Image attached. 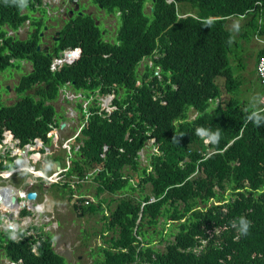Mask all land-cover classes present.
<instances>
[{
	"label": "trees",
	"instance_id": "obj_1",
	"mask_svg": "<svg viewBox=\"0 0 264 264\" xmlns=\"http://www.w3.org/2000/svg\"><path fill=\"white\" fill-rule=\"evenodd\" d=\"M145 1L93 0L106 11L119 12L115 39L102 38L90 15H78L43 52L36 46L47 4L0 0V71L12 65L11 59L28 60L31 68L15 89L34 88L38 96L30 101L23 97L1 111L13 116L12 134L23 144L37 136L46 138L53 108L45 101L63 85H72L93 97L81 151L85 166L97 171L99 190L114 193L125 187L131 177L125 169L142 174L134 189L150 186L144 200H154L140 214L120 195L108 215H102L106 229L115 234L101 231L104 245L97 248V264H264V119L259 125L248 119L253 113L264 118V112L246 109L233 94L221 98L237 85L227 62L230 29L242 35V27L253 29L254 36L264 37V0H148V12ZM36 10L39 15L30 14ZM229 17L243 23L230 28ZM27 18L34 29L26 39L6 35L4 24L16 29ZM67 48L74 54L52 70V59ZM263 52L261 47L254 67ZM143 58H150L151 64L138 75ZM218 77L223 79L220 84ZM113 91L114 108L107 111L96 95ZM16 105L28 118L17 110L16 119ZM190 109L197 112L193 118ZM217 133L218 139H212ZM152 138L157 152L150 156L151 167H140L138 152ZM210 198L220 203L199 207ZM99 202L97 209L103 199ZM159 216L176 226L163 250L138 237L145 225H156ZM28 239L6 247L16 264H65L50 241L40 238L34 252ZM202 240L205 245L194 250Z\"/></svg>",
	"mask_w": 264,
	"mask_h": 264
},
{
	"label": "flooded vegetation",
	"instance_id": "obj_2",
	"mask_svg": "<svg viewBox=\"0 0 264 264\" xmlns=\"http://www.w3.org/2000/svg\"><path fill=\"white\" fill-rule=\"evenodd\" d=\"M54 4L52 9L59 11L58 14H51L49 10L46 29L44 18L40 28L39 44L43 50H48L50 41L58 39L64 24L80 15L79 11L85 12L87 6L90 7V0H54ZM9 28L7 25V33L11 32ZM21 32L31 33L30 30L19 31L11 37L21 39L16 35ZM36 93L34 89L20 92L6 87L0 99V264H16L6 247L11 241L27 237L34 252H37L38 240L42 238L50 241L51 248L65 262H71L76 249L83 246L85 229L94 226L89 225L90 221L98 217L102 222L101 217L106 213L94 216L88 205L98 196V200L107 202V208L110 206V192L99 190V181L95 179L97 171L85 166L82 141L76 139L82 118V111L77 107L78 97L65 98L59 93L52 101L54 121L49 123L52 126L46 132L47 139L42 137L39 142L26 145L28 143L23 144L21 139L15 141L11 138L15 119L1 110L23 97L28 101L30 97L37 100ZM64 99H67L66 103H63ZM16 106L17 119L16 112L21 108ZM21 116L28 118L29 115L21 110ZM87 177L90 181L93 179L92 185L79 191L78 184ZM4 180L7 182L3 183ZM28 192H35L34 199H27ZM104 195L109 196L108 201ZM7 201L11 206H7ZM73 215L74 222L70 218ZM75 231L80 237H74Z\"/></svg>",
	"mask_w": 264,
	"mask_h": 264
},
{
	"label": "rangeland",
	"instance_id": "obj_3",
	"mask_svg": "<svg viewBox=\"0 0 264 264\" xmlns=\"http://www.w3.org/2000/svg\"><path fill=\"white\" fill-rule=\"evenodd\" d=\"M146 2L147 3L145 4V11L148 12L150 5H149L148 0ZM50 5L51 6L49 10L51 14L57 15L59 11L52 9V7H54L55 5L53 0H50ZM57 6H59V4ZM182 6L183 4L180 5V7ZM91 10L96 16V22L99 25L100 31L103 33L102 38L109 40V41H113L115 39V35H116L117 29L120 24L118 15L106 14L104 13V10H101L99 8V6H92ZM47 19L48 18L45 15L44 17L45 23ZM227 23H228L227 24L228 27L234 29L238 25L241 26V24L243 23V20L239 18H229ZM30 29L33 30L34 27L33 26L30 27ZM230 30L232 31V34H233V41H232V44L229 50L227 51V62H228L229 68L233 72V76L235 77L234 79H236L237 81V85L235 86L234 91L232 93L227 94L226 92H223L221 98L223 100H226L229 96H232L233 94L235 98L245 103L246 109H254L256 111H259L261 110V104L259 102V99L261 96V90H260L259 82L254 73V63L257 58V52L261 49L262 45L255 40L253 29H245L242 27L240 31L244 32L243 35L237 33L238 30L236 31H233L232 29ZM16 35L19 38H26V36H28L29 34H25L24 32H21ZM259 37L261 36L259 35ZM40 42L41 40L39 41V43ZM50 42L48 44L52 45L53 42L52 43ZM40 47L42 48V45H40ZM146 64L148 65L151 64L150 58H143L139 62L137 66L138 75L143 74V72L145 71ZM30 68H31L30 63L22 65V64H19L18 61H14L12 65L8 66L3 71V73L0 75L1 77L0 79V99H2V95H4L3 94L4 93L3 83L4 85L6 84L12 85L13 82L20 81L25 71L27 72L28 70H30ZM157 72L158 71H156V73ZM222 80L223 79L220 77L216 78V82L218 84H220ZM71 97H74V98L78 97V103H81L84 109L86 106H88V104L92 102V97L87 98L86 95L84 96L82 92H76V93L71 92L70 94L65 96V98H71ZM96 97L98 98V100H100V105L102 108H105L108 110L111 109L110 105H111L112 99L108 100L109 104L105 105L106 96H103V97L96 96ZM104 98H105V101H104ZM66 100L67 99H64L63 103H66ZM58 103L60 102L58 101ZM78 103H77V107H79ZM0 104H1V101H0ZM209 109H211V107H209ZM194 114L195 112L190 109L189 117L192 118ZM153 149H154L153 141L148 140L146 143V146L140 151V154H139L140 155L139 160H140L141 166L148 163L147 156H149L150 152L155 151ZM124 172L126 174L127 173L130 174L131 179L128 181L125 187H123L121 190L114 191V193L117 194L119 191L122 193V195L127 196V198H129L134 203V205L138 207L139 214H140V210H142L143 206L148 203L144 200V194L140 193V190H134L135 184L140 180V177L142 174L141 172H133V171H130L129 169H125ZM91 180L92 181H90V178L87 177L86 180L78 184V190L80 191L81 189H86L90 187L93 183V179ZM5 182H7V180L3 181V183ZM1 187L4 188L5 185H1ZM229 192H230L229 189H227V191H225L224 194L229 195ZM144 193H149V186H146V188H144ZM115 194H112L113 198ZM104 197H106L107 201L109 200L108 195H104ZM99 201H101V199L98 200V196H97V198H94L93 202H91L90 205H88L89 209H90V206L91 208L93 207L94 209H96V210H93V208L90 209L91 213L94 216L96 215L100 216L106 212L105 214L108 215L109 209L107 208V202L102 203L101 207L97 209L99 207L98 205L100 204ZM114 203H116V200L110 201V205ZM210 203H208L207 205H209ZM201 206H204V205H201ZM164 211H165V208H162L161 213H164ZM161 215H164V214H161ZM70 218L73 222L75 221L74 215L71 216ZM101 220L102 222L98 219V217H95L94 219L90 221L89 225H94V226L87 227L85 229V233H84L83 240H82L83 246L76 249L75 254L72 256V258H70L71 262L66 261L65 264H97L98 263L101 252H100V249H97V248L99 244L103 243L102 237H100L99 235V231L103 230V233L105 235L115 234L113 230L106 229L105 222L107 221V218H102ZM85 225H88V224H85ZM81 231H82L81 235H83L84 228L81 229ZM140 231L142 234L140 235V238L142 237L149 238L152 241L151 245H154L155 248L159 250H163L165 242L173 239L172 234L176 232V228L174 226V223H172L170 220L160 217L156 225H145ZM145 231H147V233H145ZM79 235L80 234L77 231H75L74 237L77 238Z\"/></svg>",
	"mask_w": 264,
	"mask_h": 264
},
{
	"label": "clouds",
	"instance_id": "obj_4",
	"mask_svg": "<svg viewBox=\"0 0 264 264\" xmlns=\"http://www.w3.org/2000/svg\"><path fill=\"white\" fill-rule=\"evenodd\" d=\"M54 1V0H53ZM169 1V0H168ZM171 1V0H170ZM169 1V2H170ZM21 3H23V0H21ZM147 2L145 1V4H146ZM42 4L43 5H46V4H48V5H46L47 6V12L49 11V8H50V0H42ZM149 5H150V2H149ZM92 6H99V8L101 9V10H104V13H106V14H115V15H119V12H109V11H106L105 9H103L102 8V6L100 5V4H95L94 2H93V0H90V7L89 6H87V10L85 11V12H83L82 11V14H80V16L81 15H84V14H87V15H90L93 19H94V21H95V24L97 25V26H99L98 24H97V22H96V16H95V14L92 12V10H91V8H92ZM150 7H152L151 5L149 6V8ZM145 10V9H144ZM23 12H25V10H23ZM37 13V14H36ZM39 11L38 10H36V11H34V12H32V13H30L31 15H35V16H37V15H39ZM229 18H233V17H229ZM45 25H47L46 23H45ZM30 19L29 18H27L26 20H24L23 21V23H22V25L21 26H18L16 29H12V28H9L10 29V33H7L6 35H8V36H13V34L14 33H17V32H19V31H24L23 30V28L24 27H26V30L28 29V30H30V31H32L31 29H30ZM6 27H7V25L6 24H4L3 25V29H5L6 30ZM7 31V30H6ZM40 32V31H39ZM102 33V32H101ZM39 34V33H38ZM103 34V33H102ZM256 37H258V38H261V37H259V36H255V39H256ZM26 38H27V36H26ZM26 38H21V39H26ZM262 39V38H261ZM259 43V42H258ZM39 44V43H38ZM37 44V45H38ZM40 45V44H39ZM41 48V47H40ZM42 51H43V49H42ZM48 50H45V51H43V52H47ZM70 51H74L75 52V50L74 49H70V48H67V49H65V50H63V54L65 55L63 58H61L60 59V57L58 56V58H53L52 59V62H51V69L52 70H54L55 68H59L61 65H62V63L65 61V59H66V57H67V53L68 52H70ZM74 52H73V54H74ZM73 54H71V55H73ZM14 61H18L19 62V64H22V65H25V64H27V63H30L28 60H26V59H19V60H15V59H11V62L12 63H14ZM257 61H258V59H257ZM257 63V62H256ZM158 68V67H157ZM256 68V64H255V67H254V69ZM3 73V71H0V75ZM24 74H26V71H25V73ZM23 74V75H24ZM255 76H256V70H255ZM256 78H257V76H256ZM0 79H1V77H0ZM258 80V79H257ZM259 82V81H258ZM18 83H19V81H16V82H13V84L12 85H9V84H6V85H4V83H3V88L5 89L6 87H8L9 89H15V87L18 85ZM260 86V85H259ZM30 89H34V88H30ZM35 90V89H34ZM261 90V89H260ZM67 92H68V94H70L71 92H82L83 94H84V96L86 95L83 91H79V90H75L73 87H72V85H70V84H65V85H63L62 87H60L59 88V90H58V92H57V94H56V96L54 97V98H52V99H49V100H46L45 101V103L46 104H49V105H51L52 106V101H54L55 99H56V97L58 96V94L60 93L61 94V96L62 97H65V96H67L68 94H67ZM97 96V95H96ZM104 96H106L105 98L106 99H108V100H110V99H112V101H111V105H110V110H108L107 109V111H111L113 108H114V106L112 105V102H113V99H114V96H115V94H114V91L113 92H110V93H108V94H106V95H104ZM86 97H87V95H86ZM90 97H92V96H90ZM89 97V98H90ZM98 97H100V96H98ZM101 97H103V96H101ZM88 98V97H87ZM105 98H104V101H105ZM97 100H98V98H97ZM259 102H260V99H259ZM94 102H93V97H92V102L90 103V104H88V106H86L85 107V109L82 107V104L81 103H78V105H79V108H80V110L82 111V118H81V123H80V127H79V130H78V134L76 135L77 136V140L79 139V140H81L82 141V144H81V146L83 145V140H84V135L82 134V129H83V127H84V125L86 124V122H87V117H88V112H87V110H88V108H89V106L90 105H92ZM98 103H99V105H100V100H98ZM107 104H109V101H105V105H107ZM214 104H212V106H213ZM100 107H101V105H100ZM52 108H53V106H52ZM102 108V107H101ZM105 109V108H104ZM106 110V109H105ZM259 111H264V110H259ZM83 112H84V114H83ZM195 112V111H194ZM196 113L197 112H195V114H194V116L196 115ZM193 116V117H194ZM192 117V118H193ZM190 118V117H189ZM248 119L249 120H253L254 121V123L255 124H257V125H259L260 123H261V120L262 119H264V118H262L261 116H259L257 113H253L251 116H249L248 117ZM53 121H54V117L52 116V121L51 122H48L47 123V126L49 127V129H50V127L52 126V125H49V123L51 124V123H53ZM201 135H203V134H201ZM11 136V138L13 139V140H15V141H18L20 138H18V137H16V136H14L13 134L12 135H10ZM218 136H219V134L217 133V134H214L213 135V137H212V139H218ZM42 137H40V136H37L35 139H33V138H30L29 139V141L27 142L28 144H26V145H30V144H32L33 142H39L40 141V139H41ZM33 139V140H32ZM46 139H47V137H46ZM149 140H151V141H153V143H154V149L153 150H155V151H152V152H150V154H149V156H147V161H148V163L147 164H145V165H143V166H147L148 168H150L151 166H150V164H149V162H150V156H151V154H153V153H155V152H157V145L155 144V138H152V139H149ZM148 141V140H147ZM147 141L144 143V145H143V147L140 149V151L146 146V143H147ZM209 141H210V138L209 137H206V138H204V144H208L209 143ZM106 149V148H105ZM210 152H215L213 149H211V148H207ZM140 151L138 152V154H140ZM139 157H140V155H139ZM205 157H207V156H205ZM139 159V158H138ZM139 162H140V160H139ZM140 167H142L141 165H140ZM130 171H133V172H136V171H134V170H130ZM38 178H41V177H39L38 176ZM130 179H131V177H130ZM146 186H149L148 184H146L145 185V188H146ZM216 189H218V188H216ZM134 190H139V187H137L136 186V189H134ZM149 191H150V186H149ZM225 191H227V189L225 190ZM224 191V192H225ZM140 193H144V190L142 191V190H140ZM112 194H115V193H111L110 192V195H111V200L112 201H114V200H116V202H117V198L120 196V195H122V193L121 192H119L118 191V193L117 194H115V196H114V198L115 197H117V198H113V196H112ZM229 194H230V192H229ZM225 195V194H224ZM225 196H228V195H225ZM154 200V198L153 197H151L150 199H149V201H148V203L150 202V201H153ZM211 202V203H210ZM208 203H210V204H218V203H220L219 201H217L216 199H212V198H210L209 199V201L207 202V203H198L199 204V207L201 208V207H203V206H201V205H207ZM115 204L116 203H114V204H112V205H110L111 206V208H113L114 206H115ZM209 204V205H210ZM110 208V207H109ZM37 210H39L38 208H37ZM160 217H163V216H159L158 217V221H159V219H160ZM164 218V217H163ZM168 220H170V219H168ZM171 221V220H170ZM172 222V221H171ZM158 223V222H157ZM173 223V222H172ZM174 226H175V223H174ZM175 228H176V226H175ZM246 228H247V225L245 224L244 225V230H246ZM145 233H147V231H145ZM217 233H218V231H217ZM99 235H100V237H101V230L99 231ZM173 235V234H172ZM139 238H140V235L138 236ZM141 240H142V238H140ZM146 239H149V238H147L146 237ZM102 240H103V238H102ZM151 243H152V241L150 240V242H149V244L148 245H150V246H152V247H154L155 248V246L154 245H151ZM205 243H206V240H202V244L200 245V246H197V247H195L194 248V250H199L200 248H202L203 247V245H205ZM103 245H104V243H102ZM165 244H166V242H165ZM100 245V244H99ZM98 245V246H99ZM165 246V245H164Z\"/></svg>",
	"mask_w": 264,
	"mask_h": 264
},
{
	"label": "built area",
	"instance_id": "obj_5",
	"mask_svg": "<svg viewBox=\"0 0 264 264\" xmlns=\"http://www.w3.org/2000/svg\"><path fill=\"white\" fill-rule=\"evenodd\" d=\"M261 38L256 37V40L264 48V37H261ZM255 70H256V76L259 81V85L261 89V96H260L261 110H264V52L261 56H259L258 61L256 63Z\"/></svg>",
	"mask_w": 264,
	"mask_h": 264
},
{
	"label": "water",
	"instance_id": "obj_6",
	"mask_svg": "<svg viewBox=\"0 0 264 264\" xmlns=\"http://www.w3.org/2000/svg\"><path fill=\"white\" fill-rule=\"evenodd\" d=\"M170 1V0H169ZM150 9L152 10V7H150ZM71 12H73L72 10H71ZM79 14H82V11H79ZM44 29H46V26H44ZM58 33V32H57ZM39 36H41V32L39 33ZM36 50H40V45L38 44L37 46H36ZM43 51H45V50H43ZM73 52L74 51H70V52H68L67 53V56H71V54H73ZM58 56L60 57V59L61 58H63L65 55L63 54V51H59L58 52ZM41 180V179H40ZM42 181V180H41ZM12 197H14V196H12ZM26 197H27V199H34V197H35V192H28L27 194H26ZM7 206H11L10 204H9V201H7Z\"/></svg>",
	"mask_w": 264,
	"mask_h": 264
},
{
	"label": "crops",
	"instance_id": "obj_7",
	"mask_svg": "<svg viewBox=\"0 0 264 264\" xmlns=\"http://www.w3.org/2000/svg\"><path fill=\"white\" fill-rule=\"evenodd\" d=\"M47 22H48V21H47ZM47 22H46V24H47ZM23 30L26 31V27H24ZM254 73H255V69H254Z\"/></svg>",
	"mask_w": 264,
	"mask_h": 264
},
{
	"label": "bare ground",
	"instance_id": "obj_8",
	"mask_svg": "<svg viewBox=\"0 0 264 264\" xmlns=\"http://www.w3.org/2000/svg\"><path fill=\"white\" fill-rule=\"evenodd\" d=\"M108 101V99H106V102ZM37 181V180H36ZM165 233V232H164Z\"/></svg>",
	"mask_w": 264,
	"mask_h": 264
}]
</instances>
